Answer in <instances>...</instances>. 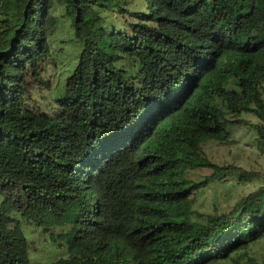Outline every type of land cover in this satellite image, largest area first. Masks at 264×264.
Returning <instances> with one entry per match:
<instances>
[{
  "label": "trees",
  "instance_id": "1",
  "mask_svg": "<svg viewBox=\"0 0 264 264\" xmlns=\"http://www.w3.org/2000/svg\"><path fill=\"white\" fill-rule=\"evenodd\" d=\"M59 11L82 50L49 112L34 96ZM263 88L264 0H0V264H32L11 212L69 224L49 264H221L264 241V172L188 176L221 168L202 145L229 116L255 113L264 145ZM217 175L262 185L192 219Z\"/></svg>",
  "mask_w": 264,
  "mask_h": 264
},
{
  "label": "rangeland",
  "instance_id": "2",
  "mask_svg": "<svg viewBox=\"0 0 264 264\" xmlns=\"http://www.w3.org/2000/svg\"><path fill=\"white\" fill-rule=\"evenodd\" d=\"M63 13L60 12L59 23L53 37L55 42L52 50L57 63L55 64V60L50 59L47 72L44 75L45 84L38 87L34 96L37 99L35 108L49 112L54 110L52 98L57 92L50 91V86L54 88L59 83L61 84V81L64 82L66 77L68 79L78 62L79 51L81 53L82 50L81 41L75 36L68 18L61 16ZM107 16L109 22L117 21L121 26H125L124 21L117 13L108 12ZM229 118L232 122L235 119L241 121L230 124L227 127L228 132L222 139H212L202 145L205 155L221 168L200 167L189 170L188 176L192 180L203 182L210 179L212 174H227L231 169H228L229 166L243 168L247 171L264 172V145L259 143L254 127L259 122L258 117L255 113L246 111L237 116H229ZM218 175L195 193L192 219L202 221L211 213L227 211L243 196L262 185L261 180L244 183L237 175H227L222 179H219ZM1 202L0 194V206ZM9 216L12 218V223L20 222L24 234L30 242L32 264H49L68 256L67 243L59 239L58 234L63 232V229L68 230L69 224L63 225L47 221L45 225H38L32 220L15 218L12 212ZM240 254L242 255L237 254L235 258L221 264H264V241L251 245Z\"/></svg>",
  "mask_w": 264,
  "mask_h": 264
}]
</instances>
